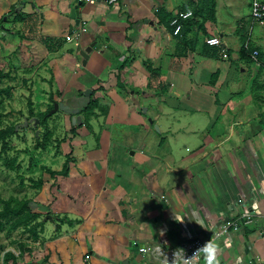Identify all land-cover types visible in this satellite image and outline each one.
I'll return each mask as SVG.
<instances>
[{"label":"crops","instance_id":"1","mask_svg":"<svg viewBox=\"0 0 264 264\" xmlns=\"http://www.w3.org/2000/svg\"><path fill=\"white\" fill-rule=\"evenodd\" d=\"M189 1L0 0V22L23 13L9 28L0 23V51L18 45L25 72L48 69L54 102L80 114L94 99L90 120L104 119L99 142L89 149L70 139L61 151L67 174L32 198L43 225L37 239L25 233L20 262L156 264L157 247L206 237L208 264H264V94H253L256 68L240 57L250 0L241 2L245 16H217L216 0L215 21L185 19L177 34L158 20L164 10L173 23L192 11ZM82 23L79 38L67 40ZM258 26L251 49L264 57V20ZM212 36L220 46L206 42ZM73 117L64 115L79 133ZM246 213L238 231L219 233Z\"/></svg>","mask_w":264,"mask_h":264},{"label":"rangeland","instance_id":"2","mask_svg":"<svg viewBox=\"0 0 264 264\" xmlns=\"http://www.w3.org/2000/svg\"><path fill=\"white\" fill-rule=\"evenodd\" d=\"M242 1L243 0H217V16H222L224 11L230 14V16L233 14L237 15L238 13H242L245 16L246 11L242 9ZM192 3L193 1H189L187 7H193ZM22 16L23 13L20 11L6 22L2 21L0 23L2 25L4 23L6 27L9 28V26L13 25L14 19L21 20L23 18ZM258 27L257 25L254 29L252 40L254 39ZM7 38H13V36L7 35ZM13 40L14 42L11 41V44L13 46L14 44L17 45L18 40ZM75 42L74 40L66 46L73 48L76 44ZM13 48H16L18 51H11V48H9L10 51L8 54L0 51V88H9L8 93L4 92L0 94V128L9 125L18 126V128H16V133L8 138L6 149L1 151L0 146V198L6 199L9 196H14L18 198L27 197L32 200V198L42 190L44 183L50 184L52 182L51 185L54 186V179L56 177L52 178L48 173V169L57 171L58 168L60 169V167H62L64 158L61 156V151H65L67 147L66 144H70L73 137L80 136L79 141L77 140L76 142H88L87 147L91 149L95 143L100 140L101 130H99V128L104 126V119L101 121L99 119L94 121L97 124L91 119L90 122L94 126L92 127L90 124V128L73 123L72 126H75L76 129L82 127L80 132L77 133L75 128L73 131H69L71 126L67 121L68 119L64 118V115L67 113L62 110H57L48 116L45 123L47 128L52 131L51 142L45 149L35 147V144L42 138L44 126L40 121L34 125L33 118H38V116L44 113L47 107L52 103L51 99H49L50 92L54 94L55 97H58V95L54 92L52 81L49 83V80L52 78L50 79L51 76L48 69L43 70L39 67L37 71L25 72L23 70V65H21L22 67L19 66V57L21 56L19 51L20 48L18 45ZM17 53L19 57H17ZM20 59L22 58L20 57ZM16 64H18V66H16ZM25 80L27 81L24 82ZM262 80H264V74ZM261 94H264L263 90ZM139 114L143 116V112L139 111ZM71 115L75 116L74 114ZM98 115L97 113V116ZM24 120H28V125L25 127L19 126ZM148 122H150L149 118ZM124 128H126V126H122L120 131H123ZM117 137L120 138V136L117 135L115 136V140ZM120 141L121 140H118L117 143H120ZM62 143L63 146H61ZM4 156L8 157V159L15 160L14 169L6 166L3 160ZM31 179L35 181L42 179V186L37 188ZM21 181L23 185H21ZM52 186L49 185V189H51ZM49 224L50 222H48V226ZM26 236L27 235L21 228L11 232L9 235L1 232L0 243L5 250H11L17 255V243L19 241L26 243L24 241ZM2 253L3 252L0 251V264H2Z\"/></svg>","mask_w":264,"mask_h":264},{"label":"trees","instance_id":"3","mask_svg":"<svg viewBox=\"0 0 264 264\" xmlns=\"http://www.w3.org/2000/svg\"><path fill=\"white\" fill-rule=\"evenodd\" d=\"M193 7H191V13L192 16L187 18L185 21L188 23L189 21L193 20L196 17H200L202 20H211L215 21L216 19V0H193L192 3ZM156 16L158 17V20L165 24L167 27L174 29L175 25L172 23L171 17L163 20V17H167L168 15L165 13L164 10L161 12H157ZM181 20V24H182ZM247 31V30H246ZM245 41V38L243 39L242 46L240 49V57L242 60H248L251 62L248 56V50L252 51L254 49H251V44L249 48L246 50L243 47V43ZM48 48V46H46ZM213 54V53H211ZM259 59L264 64V57H261L259 52ZM252 63V62H251ZM253 64V63H252ZM255 77L252 78V81L250 83V88L254 95H259L260 91H264V83L262 82L261 76L264 74L263 69L260 67H255ZM7 76V75H2ZM215 79V74L212 75V80ZM8 93L9 88H0V94L2 93ZM49 99H51L52 103L47 107V109L44 111V113L40 114L38 116L39 121L44 126V132L42 134V138L39 142L35 144V147H40L42 149H45V147L51 142L52 140V131L47 128L46 126V120L48 118V112L53 107V98L52 95L49 96ZM98 103L94 99H90L89 102L81 108L80 114L82 115V123L81 126L84 125L88 128H90V125L88 121L90 120L91 116L95 114V109H97ZM31 109V107H30ZM79 113V112H78ZM15 125H9L4 128H0V146L1 151H4L7 146V140L10 136L14 135L16 133ZM70 131H73V129H70ZM3 160L8 168L14 169V159H8V157L4 156ZM68 172V160H66L61 169L59 171H55L52 169H48V173L52 178H55L57 175H66ZM33 184L40 188L43 184L42 179L33 180L31 179ZM21 185H23L21 181ZM31 199L27 197H14L9 196L8 198H0V233L4 232L6 235L11 234V232L21 228L23 232L27 233L29 237L32 239H37L38 237V229L39 231L42 229L43 221L39 220V214L33 212L31 208ZM18 249L19 253L18 255H15L11 250H5L3 245L0 243V251H2V264H28L23 263L19 261V255H21L23 248L25 246V243L18 242Z\"/></svg>","mask_w":264,"mask_h":264},{"label":"built area","instance_id":"4","mask_svg":"<svg viewBox=\"0 0 264 264\" xmlns=\"http://www.w3.org/2000/svg\"><path fill=\"white\" fill-rule=\"evenodd\" d=\"M84 4H94L97 0H79ZM192 16L191 11H185L179 13L176 19L173 20V24L175 25L174 33H179L182 28L181 20H185ZM264 20V0H250V12H249V22L247 34L245 36V41L243 43V47L247 50L252 41V35L254 29L257 25L263 23ZM85 23H82L77 30L73 32L72 35L66 37L67 40L74 38H79V35L85 30ZM209 45L212 46H220L221 40L218 36H212L206 40ZM248 56L251 62L255 67H260L263 69L264 73V64L259 59V51L258 50H248ZM250 222L251 214H243L238 215L236 218L227 219L222 222L220 225L219 233H228L230 230L238 231L240 227L241 220ZM213 241L206 237H196L192 241L185 243L181 246L168 248L163 250L162 247H157L154 252L159 256L158 262L156 264H208L205 260L208 255ZM139 250L143 253L149 251L150 248L140 247ZM90 255L86 253L84 256L85 260H89ZM249 264H260L258 262L250 261Z\"/></svg>","mask_w":264,"mask_h":264},{"label":"water","instance_id":"5","mask_svg":"<svg viewBox=\"0 0 264 264\" xmlns=\"http://www.w3.org/2000/svg\"><path fill=\"white\" fill-rule=\"evenodd\" d=\"M77 1V6L81 3L79 0H76ZM75 7V22L76 24L79 23V9L78 7ZM20 6L17 7L15 10L18 11L20 10ZM7 18V15L3 17V21H5ZM90 51V48H84L80 51V55L84 58L83 60V63L85 64L86 63V60L88 58V53ZM91 91L90 90H87V93H90ZM57 110H62L64 111L65 113L67 114H74L75 116L72 118V122L73 123H76L77 125H80L82 123V117L81 115L78 113L79 112V108L78 107H71L68 105V103L66 101H58V102H54L53 103V107L52 109L48 112V115H51L52 113L56 112ZM34 119V125L36 123H38L39 119L38 118H33ZM28 125V120H24L23 123H21L19 126L21 127H25ZM18 128V126L15 127V129ZM46 219H51V216L47 215L46 216Z\"/></svg>","mask_w":264,"mask_h":264}]
</instances>
